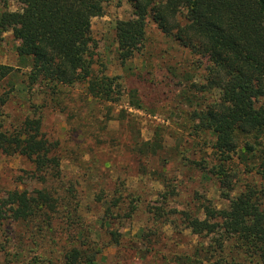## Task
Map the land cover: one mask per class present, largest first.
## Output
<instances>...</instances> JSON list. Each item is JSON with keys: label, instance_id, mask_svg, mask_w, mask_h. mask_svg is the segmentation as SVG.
Listing matches in <instances>:
<instances>
[{"label": "rangeland", "instance_id": "obj_1", "mask_svg": "<svg viewBox=\"0 0 264 264\" xmlns=\"http://www.w3.org/2000/svg\"><path fill=\"white\" fill-rule=\"evenodd\" d=\"M22 8L18 0H0V15ZM134 17L129 1L115 0L92 19L93 69L111 77L117 90L108 102L92 98L84 85L66 88L58 99L45 88L29 89L22 75L28 68L17 53L20 40L11 30L0 33V64L20 69L0 84V96L10 93L0 123L14 128L35 111L41 114L42 132L56 145L62 167L58 179L43 183L32 178L34 166L25 157L1 156L0 194L47 188L63 204L51 229L1 220L0 264H64L62 256L80 246L81 233L89 235L90 264L200 262L203 247L214 241L215 234H193L182 218L192 212L204 220L203 199L218 209L230 205L216 176L219 160L208 146L213 138L196 130L191 115L204 98L189 87L203 81V70L197 56L154 23L133 57L122 63L116 27ZM135 87L145 94L144 109L129 105L128 91ZM231 181V197L247 184L264 188V176L255 172L240 170ZM68 207L77 209V229L68 225Z\"/></svg>", "mask_w": 264, "mask_h": 264}, {"label": "trees", "instance_id": "obj_2", "mask_svg": "<svg viewBox=\"0 0 264 264\" xmlns=\"http://www.w3.org/2000/svg\"><path fill=\"white\" fill-rule=\"evenodd\" d=\"M18 1L23 5L21 11L0 15V33L11 30L20 40L17 53L28 68L22 73L28 88H45L48 96L58 99L66 88L84 85L94 99L115 100L113 79L93 69L91 29L92 19L115 0ZM127 1L135 17L119 21L116 27L122 63L144 42L150 23L198 57L195 62L203 70V81L190 84L189 89L201 92L199 98L204 100L191 115L196 130L213 138L208 146L219 160L216 176L230 201L227 208L218 209L203 199L204 220L183 212L193 234L216 237L203 247L200 262L179 259L176 264H264V188L247 184L235 197L230 196L232 176L240 170L264 176V0ZM17 70L0 64V84L13 79ZM141 95L145 94L138 87L130 89L129 105L144 109ZM9 100V92L0 96V117ZM42 124L43 117L36 111L14 128L0 123V158L25 157L34 166L32 178L47 183L61 176L62 167L56 145L43 134ZM62 206L51 189L9 190L0 194V221L7 217L51 229ZM69 207L68 225L77 229L80 217L77 209ZM81 235L82 240L76 239L80 246L62 256L64 264H90L89 235ZM34 263L41 264V260ZM15 264L31 263L21 260Z\"/></svg>", "mask_w": 264, "mask_h": 264}]
</instances>
